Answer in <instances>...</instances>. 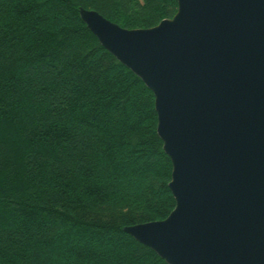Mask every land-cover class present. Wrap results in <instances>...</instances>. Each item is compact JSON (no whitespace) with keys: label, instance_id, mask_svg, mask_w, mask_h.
Returning <instances> with one entry per match:
<instances>
[{"label":"trees","instance_id":"trees-1","mask_svg":"<svg viewBox=\"0 0 264 264\" xmlns=\"http://www.w3.org/2000/svg\"><path fill=\"white\" fill-rule=\"evenodd\" d=\"M79 7L136 28L177 0H0V264H167L123 230L175 203L153 93Z\"/></svg>","mask_w":264,"mask_h":264},{"label":"water","instance_id":"water-1","mask_svg":"<svg viewBox=\"0 0 264 264\" xmlns=\"http://www.w3.org/2000/svg\"><path fill=\"white\" fill-rule=\"evenodd\" d=\"M78 13L154 96L169 214L123 226L167 264H264V0H177L126 28Z\"/></svg>","mask_w":264,"mask_h":264}]
</instances>
